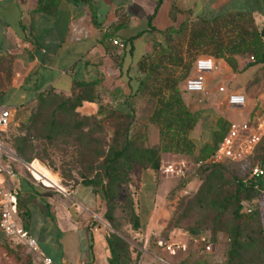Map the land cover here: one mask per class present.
Masks as SVG:
<instances>
[{"label": "crops", "instance_id": "0c3cea01", "mask_svg": "<svg viewBox=\"0 0 264 264\" xmlns=\"http://www.w3.org/2000/svg\"><path fill=\"white\" fill-rule=\"evenodd\" d=\"M237 15L249 19L247 29L261 33L264 42V0H0V109L10 111L9 126H20L40 94L69 96L74 84L86 82L98 103L84 102L78 112L96 114L102 97L130 112L138 99L131 97L140 83L138 64L157 45L167 47L173 38L188 36L199 22L212 26ZM227 56L198 54L195 61L210 57L215 68L204 75L202 105L183 99L195 111L215 112L231 127L247 124L250 132H259L264 127L263 64H252L245 54L232 55L231 65ZM231 93L242 94L244 106H230ZM18 175L19 192L32 197L26 228L39 253L52 264H108V232L99 226L100 193L80 184L59 191ZM132 175L149 183L153 174L135 166L131 182Z\"/></svg>", "mask_w": 264, "mask_h": 264}, {"label": "trees", "instance_id": "16d2710c", "mask_svg": "<svg viewBox=\"0 0 264 264\" xmlns=\"http://www.w3.org/2000/svg\"><path fill=\"white\" fill-rule=\"evenodd\" d=\"M250 23L241 15L220 19L212 26L199 22L188 32L189 48L213 43L216 57L228 55L231 65L232 55L247 54L252 64H263L264 74L262 34L255 29L248 30ZM195 58L192 56L186 62L180 51L157 45L152 55L139 62L140 83L131 97H146L150 104L146 117L141 120L129 105L130 112L106 110L98 104L96 114H81L78 108L84 102L98 103V97L92 84L79 82L74 84L69 96L53 91L40 94L37 105L28 110V119L21 122L19 133L12 136L13 154L24 163L43 159L39 143H66V147L73 148L78 161L85 160L80 164L78 183L100 193L105 205L104 218L113 230L106 236L108 264H136L139 260L140 257L132 258L130 245L119 234L122 231L114 215L124 206L121 208L126 210L132 229L137 231L141 227L131 194L130 173L135 166L156 173L162 157L168 153L191 156L196 165L200 164L201 183L190 201L204 211V219L189 226L185 233L204 234L212 244L221 235L226 243L223 264H264V222L259 206V197L264 193V137L252 151L251 168H260L259 176L242 178L232 174L226 162L205 163L231 125L215 112L195 111L185 103L179 84L188 78ZM179 69L180 74H176ZM207 115L212 118H206ZM200 120L209 139L198 145L191 135ZM150 126L157 128L155 145L143 143ZM15 163L11 162L13 168ZM31 198L18 193V219L26 231L30 218L27 205ZM8 241L24 245L7 238L0 230L3 248L16 256ZM208 255L190 248L187 258L179 264H208L204 258Z\"/></svg>", "mask_w": 264, "mask_h": 264}, {"label": "rangeland", "instance_id": "374dc122", "mask_svg": "<svg viewBox=\"0 0 264 264\" xmlns=\"http://www.w3.org/2000/svg\"><path fill=\"white\" fill-rule=\"evenodd\" d=\"M167 48L173 51H180L186 62H189L192 56H197L198 54L216 53L213 43H207L202 47H193L190 49L187 33L186 35L183 34L170 40ZM194 61L195 60H193L188 77L193 73ZM180 71L181 69H179L176 74H180ZM185 80L186 79L179 84L185 101L189 104L197 103L202 105L203 102L198 101V96L201 95V93L187 94L184 91ZM102 100L103 103L101 105L106 110H126L125 106L110 102L111 100H108L106 97H102ZM149 106L150 104H148L146 97L137 99L134 109L138 120L146 117ZM206 118L211 119L212 116L207 115ZM105 127L108 130L110 129L108 122L105 123ZM19 129V126H13V124L7 127L4 133L7 148H9L12 136L18 134ZM191 137L199 145L209 139V134L207 129L203 128L201 123H199L193 130ZM157 139V129H155V126H150L147 137L143 143L155 145ZM34 142L36 144L38 143V141ZM37 146L43 157V159L39 161L53 173L58 175L63 187L71 190L76 185H79L78 182L80 181V172L82 168L80 164L85 162V160L83 159L82 162L78 161L75 155H73L74 153H72L74 152L72 147H66V143L53 145L39 143ZM252 157L253 152L241 162L226 161L229 171L239 177L248 178L252 167ZM179 159H185L188 164V169L183 176L176 177L157 171L156 173L152 172V180L148 183L146 179L142 181L138 179V176L132 175L131 194L135 201L136 211L141 220V227L137 231L132 229L126 210L121 208L124 206H120L114 215L122 231L119 232V234L129 243L133 259L142 256V250H144L146 244L145 241L149 239L146 248L148 254H145L143 259L145 264H179L182 260L186 259V254H179L173 257L154 246L153 234L166 240H181L185 238V231L189 226H194L204 219V211L197 208V206L190 201L201 183V173L194 158L191 156L168 153L162 157L161 163L176 162ZM14 169L18 174L20 173L26 177L32 178L31 174L23 165L20 167L18 163H15ZM37 184L41 185L39 183ZM122 200L123 194L120 196V201ZM259 206L264 222V193L259 197ZM104 211L105 205L102 213L99 215L102 221L99 222V226H104L107 232H112L113 230L104 218ZM8 243L10 250H13L16 256L15 254L10 255V253L3 248L2 242H0V264H43L42 256L35 249L26 245L17 244L13 241H8ZM97 247H99V243H97ZM225 247L226 243L224 238L218 235L216 242L213 244V251L209 253L208 256L204 257L207 258L208 264H223Z\"/></svg>", "mask_w": 264, "mask_h": 264}, {"label": "built area", "instance_id": "2783aa9c", "mask_svg": "<svg viewBox=\"0 0 264 264\" xmlns=\"http://www.w3.org/2000/svg\"><path fill=\"white\" fill-rule=\"evenodd\" d=\"M113 44H122L114 40ZM252 59V58H251ZM215 68L214 60L210 57L198 58L194 63V74L186 78L184 91L187 94H200L204 91V75L210 73ZM223 92L224 88L220 87ZM228 104L232 107H242L245 104V97L242 94L231 93L228 95ZM10 111L7 108L0 109V177L3 178V185L0 186V230L4 235L15 241L37 250L36 240L26 231L18 219V181L19 175L12 167L11 162L21 163L31 174L33 180L43 187L56 188L64 191L63 187L54 183H45L42 176L38 178L35 175L36 167L39 161L34 159L29 163L19 162L13 152L6 147L4 133L10 124ZM264 137V127H260L259 132H250L247 124L234 125L230 127L228 134L224 137L218 148L205 160V163L220 164L226 161L241 162L252 154L254 147L261 138ZM200 164H197V167ZM44 166V165H43ZM188 164L185 159H179L176 162L161 163L158 171L171 176L180 177L185 174ZM262 171L258 167L251 168L250 176H259ZM59 183L61 184L60 180ZM153 244L157 248L170 256L186 254L191 248L201 254H209L213 251V244L209 242L204 234L188 235L181 240H166L153 234ZM145 248L142 256L136 264H145L143 259L147 253L149 239L145 241ZM43 264H52L51 260L44 257L41 253Z\"/></svg>", "mask_w": 264, "mask_h": 264}, {"label": "bare ground", "instance_id": "6f19581e", "mask_svg": "<svg viewBox=\"0 0 264 264\" xmlns=\"http://www.w3.org/2000/svg\"><path fill=\"white\" fill-rule=\"evenodd\" d=\"M35 175L40 178L43 177L45 183H54L58 186L62 185L59 183V177L55 173H53L51 170H49L46 166H43L41 162L38 163V167H36Z\"/></svg>", "mask_w": 264, "mask_h": 264}, {"label": "water", "instance_id": "95a60500", "mask_svg": "<svg viewBox=\"0 0 264 264\" xmlns=\"http://www.w3.org/2000/svg\"><path fill=\"white\" fill-rule=\"evenodd\" d=\"M19 160V159H18ZM19 161H21V160H19Z\"/></svg>", "mask_w": 264, "mask_h": 264}]
</instances>
